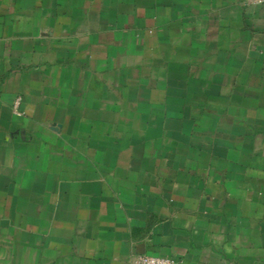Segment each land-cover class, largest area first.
Wrapping results in <instances>:
<instances>
[{"label": "crops", "instance_id": "crops-1", "mask_svg": "<svg viewBox=\"0 0 264 264\" xmlns=\"http://www.w3.org/2000/svg\"><path fill=\"white\" fill-rule=\"evenodd\" d=\"M140 253L264 264V7L0 0V264Z\"/></svg>", "mask_w": 264, "mask_h": 264}, {"label": "built area", "instance_id": "built-area-1", "mask_svg": "<svg viewBox=\"0 0 264 264\" xmlns=\"http://www.w3.org/2000/svg\"><path fill=\"white\" fill-rule=\"evenodd\" d=\"M253 3L264 7V0H251ZM20 98H16L13 103V109L18 113ZM132 264H178L176 259L166 256L149 255L145 253L137 254Z\"/></svg>", "mask_w": 264, "mask_h": 264}]
</instances>
